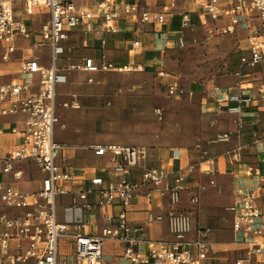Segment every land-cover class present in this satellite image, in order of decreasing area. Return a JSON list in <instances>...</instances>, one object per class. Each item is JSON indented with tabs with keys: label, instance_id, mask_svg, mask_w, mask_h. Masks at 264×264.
Instances as JSON below:
<instances>
[{
	"label": "built area",
	"instance_id": "obj_1",
	"mask_svg": "<svg viewBox=\"0 0 264 264\" xmlns=\"http://www.w3.org/2000/svg\"><path fill=\"white\" fill-rule=\"evenodd\" d=\"M142 1L0 0V75L3 65L12 62L19 41L47 45L50 49V66H43L36 59L22 60L21 78L0 84V114L20 117V124L12 127V133L21 137L20 145L11 152L0 148V172L13 178V182L0 181V206L16 211L13 215H0V264H58L62 245L74 251L75 264H103V245L108 240L125 244L119 257L125 264H221L211 258V228H198L194 238L189 239L192 231L190 213L176 210L182 202L183 192L188 189V175L181 169L149 165L150 150L147 147L118 143L93 146L94 153L107 158L111 164V175L92 178L91 186L84 189L74 185L75 176L70 165L63 170L58 163L59 158H64V146L55 140L59 122L56 112L58 87L67 85L74 72L87 74L86 83L91 84L96 82L97 74L128 68L117 66L104 57L76 56L68 45L72 31L83 28L88 34L99 33L100 49L103 50L108 35L122 31L128 17L135 23L160 24L165 21L167 10L151 11L141 5ZM168 1H191L199 20L203 17L214 26L205 32L206 36L214 30L237 37L247 33L241 67L253 68L263 61L264 0ZM35 15L43 19L35 21ZM181 16V26L187 34L178 37L177 45L185 47L189 31L197 27V23L192 12H183ZM140 44V41H133L129 52L138 49ZM158 72L161 77L166 75L164 71ZM35 87L37 91H33ZM240 88L237 84L222 90L228 95L229 105L224 106L223 101L219 103V110L235 115L237 123L242 122L244 107L254 101ZM169 89L171 94L176 93V83L170 82ZM71 98L63 103V107L80 108L77 95ZM230 139V132L216 133L219 143ZM172 156L179 159L182 153L176 149ZM26 162L35 164L36 177L40 176V187L34 191H23L15 184L28 172L23 166ZM198 166L210 171L207 159ZM195 167L190 165L188 169L191 172ZM133 172L138 177L128 179ZM29 173L34 174L33 171ZM145 186L149 188L142 189ZM153 192L168 197L172 210L167 216L149 213L148 220L167 218L173 240H149L144 227L128 218L133 199L142 196L150 202ZM67 195H71L72 204L63 208V217H60L58 199ZM90 196H96L98 200L93 203L88 200ZM191 202L199 204L198 192L191 196ZM115 206L119 210L110 212L109 209ZM96 208L106 211L104 225L97 234H90L85 232L91 219L88 215ZM229 211L234 232L241 234L237 242L247 245L246 257L238 259L236 264H246L254 255L264 254V177L258 186L242 190Z\"/></svg>",
	"mask_w": 264,
	"mask_h": 264
},
{
	"label": "crops",
	"instance_id": "obj_2",
	"mask_svg": "<svg viewBox=\"0 0 264 264\" xmlns=\"http://www.w3.org/2000/svg\"><path fill=\"white\" fill-rule=\"evenodd\" d=\"M162 4L164 3L157 2L154 6H148L147 4L142 3V6L155 12L164 10L165 7ZM165 4H167L166 7L170 6L167 10L168 22L166 25L160 23L162 25L160 31H158V28L161 26L159 23H142L141 21L135 23L130 17L127 18V26L124 27L126 29L125 31L135 32L137 34L153 32V34L157 36L163 34L168 36V41H165L166 45L169 43V45L174 44L176 46L178 37L185 33L180 23L181 14L189 11L193 13L195 19H198V17L195 15V6L191 1L170 4L165 1ZM152 7H154V9ZM33 19L35 21H40L41 17L35 15L33 16ZM202 20L208 21L203 17L201 18V21ZM129 23L133 24V29L127 28ZM122 25H124V23H121V26ZM188 36H190V33H188ZM130 42V40L124 41V50L123 47L121 48L120 45L116 43V45L113 46L114 52L116 54L125 52L127 48L126 44ZM17 46L18 50L14 54L12 62L3 65V73L0 75V84L21 78L20 63L22 60L36 59L41 65L50 66V49L47 45H34L31 41L26 42L25 40H21L18 42ZM38 47H47L49 60L48 58L47 60H41L38 57L32 58L25 56L29 53L31 48L37 49ZM78 49L80 50V48ZM130 49L131 47L127 49L128 52ZM100 51L103 52L102 50ZM155 51L158 50L155 48L149 49V46H146L144 50V55L139 68L142 69L145 74L155 73L159 70V62L161 61V58L158 54L154 53ZM76 53L74 52L75 55ZM83 55H85V53H77V56L79 57ZM108 61H110V59ZM131 63L132 62L129 61V63L119 64L129 66ZM148 69H150V72L147 71ZM78 74H80V72H74L70 75L68 83L70 85H64L66 86L64 87L66 89L60 88L61 86L58 87L56 112L60 110L59 106L65 108L63 107V103L72 99L71 96L76 94L81 103V107L78 109H65L72 112L86 110V123L94 124L89 112L92 107L88 105L89 107L84 108V96L82 93L78 92V88H82V86H85L88 83H86L87 81H85V78L80 77ZM85 75L87 80L88 75ZM78 78H80V81L76 82ZM95 83H97V81ZM233 83L234 85L228 89L239 84L242 93L251 94V97L254 98V101L248 105L249 108H245L241 123H237L235 115L228 113L226 110H219L220 101H223L222 104L224 106L229 105L226 100L228 95L222 91V86L220 88L216 87L214 92L210 91L208 93V98H212L213 105L210 108H206V116L203 118V129L197 147L192 150L184 149L185 151L180 147H176V149L182 150H180L182 156L179 159H174L171 153L163 155L158 154L157 152L156 155L152 152L153 150L149 153L147 158L148 164L151 166L158 163H161V165L167 164L169 169H181L186 175H188L189 178L186 183L188 189L183 192L182 202L176 207V210L190 213L192 219V231L188 235L189 239L194 238L198 228H211L212 233L210 234V239L213 243L211 258L213 261L221 264H236L238 259L246 257L247 245L237 242L238 238H241V234H236L233 230V219L229 208L236 203L239 193L242 190L258 186L264 177V108H262L261 105L264 101V89L261 88L255 92L253 89L255 87H251L255 84L254 81L246 85L244 80L237 81L236 77H234ZM247 86H250L251 88H248ZM37 89L38 88L35 87L33 91H37ZM19 119V116L0 114V124L2 127V133H0V148L7 153L14 150L21 143L20 135L12 133V127L20 124ZM65 127V124L62 123V128ZM219 131L230 132L231 139L228 142H217L216 133ZM68 141L77 143L74 139H69ZM106 143L112 142H108L104 139H96L93 136H89L86 138V141L82 140L77 144L66 145L62 143L64 146V158H59L58 163L62 166L63 170L67 169L65 166L70 165L75 176L74 185L76 187L81 189L88 188L91 186L92 178L111 175V164L108 162L107 158L97 156L92 149L93 146ZM143 146L145 145H141V147ZM204 159H207V164L210 168L209 172L204 171L198 166ZM166 160L168 163L165 164ZM190 165L196 166L194 171H189L188 168ZM23 166L28 172L24 175L22 181L15 183L16 186L23 191H34L38 189L40 187V176L36 177V174H38L36 172V165H30L29 162H26ZM30 171H33L34 173H32V176L29 173ZM136 177H138V175L133 172L128 179H134ZM12 180V177L0 172V181L13 182ZM212 181L214 183H212ZM147 188L149 187H142L144 190H147ZM196 192L199 193L200 197L198 205L191 202V196ZM88 200L95 203L98 199L96 196H90ZM58 202L59 216L63 217V208L72 204V197L71 195L60 196ZM79 203H81V201H79ZM118 210V206L109 209L110 212H117ZM171 210L172 208L168 197H162L158 193L153 192L150 202L142 196L141 198L133 199L132 206L128 209V218L135 223H140L144 227L146 238L149 240H173L174 237L170 232L167 218L162 221L153 222L148 220L149 213L167 216ZM15 212L14 209L0 206V215L3 213L13 215ZM105 212L104 209L96 208L92 215H88L91 219L85 232L97 234L104 225L103 217ZM1 229L2 227L0 226V230ZM124 248L125 244L121 241H106L103 245V264H125L119 260L120 255L123 254ZM68 258L69 261L67 260ZM66 260L69 263H66ZM58 264H75V254L71 247L67 245L61 246L58 256ZM246 264H264V254L254 255L251 262H246Z\"/></svg>",
	"mask_w": 264,
	"mask_h": 264
},
{
	"label": "rangeland",
	"instance_id": "obj_3",
	"mask_svg": "<svg viewBox=\"0 0 264 264\" xmlns=\"http://www.w3.org/2000/svg\"><path fill=\"white\" fill-rule=\"evenodd\" d=\"M165 1L170 4L168 0H143L142 3L154 6L157 2ZM169 8L170 6L164 10ZM195 21L197 27L189 31L190 36L185 47H179L177 42L176 46L169 43L166 45L168 36L163 34L160 36L154 35L153 32L137 34L127 32L124 28L120 32L108 35V42L102 50L99 33L88 34L83 28L74 29L68 42L72 51L94 54L96 58L104 57L118 66L131 61L129 66L132 70H114L98 74L95 76L97 83L78 88V92L84 96V108L89 107L88 105L92 107L89 112L94 124L86 123V110L72 112L59 106L57 115L60 121L56 126V142L72 145L93 136L96 139L123 145L140 147L145 145L143 147H147L150 152L153 150L156 155L157 152L163 155L172 154L176 147L192 150L200 141L206 108L213 105L212 98H208L210 91L214 92L216 87L221 86L223 90L232 87L234 77L237 81L244 80L246 85L254 81L255 84L251 87H255L253 88L255 92L264 89V59L253 68L241 67V56L245 53L243 44L247 33L237 37L233 34H220L214 30L211 35L206 36L205 32L214 28L212 23L200 21L199 18ZM167 22L166 17L161 24L166 25ZM161 27L162 25L158 31ZM127 28L133 29L134 26L129 23ZM125 40L131 41L126 44L125 52L116 54L113 46L117 43L124 50ZM133 41H140L141 44L130 54L127 49L132 48ZM146 46L158 50L154 52L161 58L158 71H164L165 76H159L158 71L145 74L139 68ZM48 54L47 47H38L31 48L25 56L47 60ZM147 71L150 72V69ZM78 75L86 81L84 73ZM79 81L80 78L76 82ZM170 82L177 85L174 94L170 93ZM64 87L66 86L60 88ZM261 105L264 108V101ZM158 111L161 113L158 114ZM62 123L65 124V128H62ZM69 139H74L77 143L70 142ZM155 165L159 166L161 163ZM67 260L69 261V258ZM67 260L66 263H69Z\"/></svg>",
	"mask_w": 264,
	"mask_h": 264
},
{
	"label": "bare ground",
	"instance_id": "obj_4",
	"mask_svg": "<svg viewBox=\"0 0 264 264\" xmlns=\"http://www.w3.org/2000/svg\"><path fill=\"white\" fill-rule=\"evenodd\" d=\"M126 70H132V67L128 66V68Z\"/></svg>",
	"mask_w": 264,
	"mask_h": 264
},
{
	"label": "trees",
	"instance_id": "obj_5",
	"mask_svg": "<svg viewBox=\"0 0 264 264\" xmlns=\"http://www.w3.org/2000/svg\"><path fill=\"white\" fill-rule=\"evenodd\" d=\"M245 108H249V106H245V107H244V110H245Z\"/></svg>",
	"mask_w": 264,
	"mask_h": 264
}]
</instances>
